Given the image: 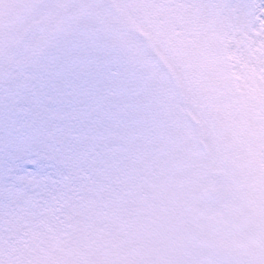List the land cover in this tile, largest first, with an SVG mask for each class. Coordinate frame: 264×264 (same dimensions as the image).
<instances>
[{
	"label": "snow or ice",
	"instance_id": "snow-or-ice-1",
	"mask_svg": "<svg viewBox=\"0 0 264 264\" xmlns=\"http://www.w3.org/2000/svg\"><path fill=\"white\" fill-rule=\"evenodd\" d=\"M0 264H264V0H0Z\"/></svg>",
	"mask_w": 264,
	"mask_h": 264
}]
</instances>
